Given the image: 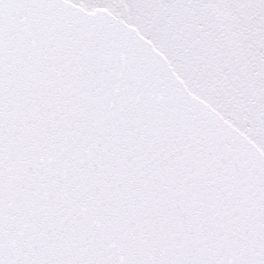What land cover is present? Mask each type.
Returning a JSON list of instances; mask_svg holds the SVG:
<instances>
[{
    "label": "snow or ice",
    "instance_id": "6c2138e0",
    "mask_svg": "<svg viewBox=\"0 0 264 264\" xmlns=\"http://www.w3.org/2000/svg\"><path fill=\"white\" fill-rule=\"evenodd\" d=\"M0 264H264V0H0Z\"/></svg>",
    "mask_w": 264,
    "mask_h": 264
}]
</instances>
